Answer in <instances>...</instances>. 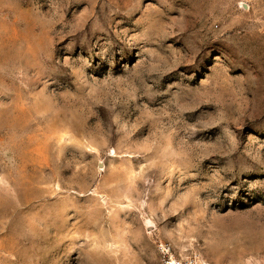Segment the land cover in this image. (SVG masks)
<instances>
[{"label":"rangeland","instance_id":"obj_1","mask_svg":"<svg viewBox=\"0 0 264 264\" xmlns=\"http://www.w3.org/2000/svg\"><path fill=\"white\" fill-rule=\"evenodd\" d=\"M264 264V0H0V264Z\"/></svg>","mask_w":264,"mask_h":264},{"label":"built area","instance_id":"obj_2","mask_svg":"<svg viewBox=\"0 0 264 264\" xmlns=\"http://www.w3.org/2000/svg\"><path fill=\"white\" fill-rule=\"evenodd\" d=\"M158 250L161 264H206L205 259L198 252L183 255L178 253L168 242H160Z\"/></svg>","mask_w":264,"mask_h":264}]
</instances>
